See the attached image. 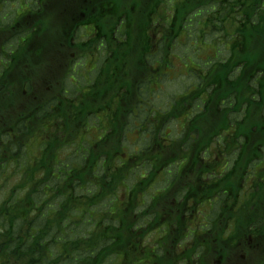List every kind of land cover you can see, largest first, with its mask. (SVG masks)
Masks as SVG:
<instances>
[{
    "label": "trees",
    "instance_id": "obj_1",
    "mask_svg": "<svg viewBox=\"0 0 264 264\" xmlns=\"http://www.w3.org/2000/svg\"><path fill=\"white\" fill-rule=\"evenodd\" d=\"M159 1L156 0V7ZM210 1L202 0L201 3L205 6ZM242 20L237 30L239 41L235 43L230 66L217 74L208 72L205 76L216 89L207 95L205 113L199 116L211 117L208 123L218 124V127H214L208 134H220L230 128L227 115L232 109L224 107V104L230 103L231 97L243 99L251 96L254 91H259L260 97L250 99L252 102L260 99L259 104L241 108L245 117L241 122L235 121L236 128L233 131L235 137L249 138V143H242L241 151L248 153L249 161L253 163L263 156L264 143V13H247L242 16ZM142 33L143 30L137 36L130 35L128 40L111 50L112 56L105 70L106 74L112 71L110 65L116 63L112 57L118 55L124 70L117 71L113 78H98L92 85L93 94L68 96L62 89L57 97L52 95V91H44L49 100L41 102L37 100L36 94L33 96V90L38 84L31 80L25 97H31L32 102L27 99L28 104L25 108L16 109L14 112L16 116L12 118L17 119L11 122L10 128L13 123L18 122L36 129L37 126H43L45 114L51 113L50 117L56 120L58 128L53 132L46 130L49 136L38 146L43 148L42 152L37 153L35 150V154L30 151L28 153L21 139L16 143L15 137L6 132L5 114L9 103L7 99L10 96L8 93L4 95L0 105V187L8 186L12 177L15 178V183L10 195L0 201V264H18V261H25L26 264L150 263L151 251L145 241L149 230L144 229L142 233L141 229L145 224L151 223L158 212H151L146 201L144 202L146 207L140 209L138 198L142 192L146 193L149 178H153V175L142 180L137 179L136 183L129 187H125L124 183L128 177L137 175L135 168L145 167L153 162L155 157L150 155L149 151L153 149L154 144L152 143L153 147L148 150L146 147L139 155L124 160L120 157L122 140L111 142L105 139L78 148L74 156L72 154L67 156L65 161L58 159V153L67 145L65 139L69 129L78 130L80 121L90 117L95 108L96 111H100L105 104H110L109 99L117 97L118 90L127 84L125 73L131 65L134 69L146 67L144 56L148 52L144 51L148 50V35L145 34L143 40ZM171 41L172 39L169 40L170 43ZM161 48L160 45H155V50ZM158 73L159 70H156V74ZM122 94L124 102L121 103L119 99L120 110L112 111L110 108L108 110L114 118L121 114L126 116L132 110V102L126 92ZM199 94L201 89L194 91L195 96ZM12 96L16 102V94L12 93ZM184 102V96L177 99L180 105ZM95 104L97 105L94 106ZM28 108L34 110L40 108L41 113L31 124L23 114ZM234 110L237 113V109ZM234 117L236 118V115ZM115 127H118L116 121L111 122V130ZM157 130L159 134L158 127ZM112 131L114 133V130ZM198 133L201 135L202 131ZM205 143L206 139L201 143V147ZM172 147L178 152L184 148L176 138L172 140L168 149L171 150ZM164 151L162 147L158 150L162 165L165 163ZM11 157L15 163L19 161L20 165L16 164L18 166L16 169L21 166L22 173L11 175L6 172L4 166ZM178 158V153H170L168 163ZM210 163L200 157L198 149L195 157L183 165L181 175L189 180L185 181V186H180L175 195L177 200L181 194L183 196L187 194V199L188 193L193 194L199 189L202 182L198 180L197 172L194 173L193 170L201 166L206 168ZM238 163L247 166V163H243L242 156L238 158ZM121 193L125 194L123 200ZM58 197H64L65 201L55 205ZM102 198L109 199L108 207L101 212L91 213L90 205ZM180 207V217L171 220L170 224L185 225L182 216L191 208L184 205ZM72 211H75L73 217L70 216ZM224 214H227L226 210ZM145 217L150 218L145 220ZM229 219L217 217L219 223L214 222L215 229L227 225ZM241 222L244 224L243 219ZM73 224L80 227L84 233L73 234L71 230ZM171 230L174 231L175 228Z\"/></svg>",
    "mask_w": 264,
    "mask_h": 264
},
{
    "label": "flooded vegetation",
    "instance_id": "obj_2",
    "mask_svg": "<svg viewBox=\"0 0 264 264\" xmlns=\"http://www.w3.org/2000/svg\"><path fill=\"white\" fill-rule=\"evenodd\" d=\"M7 1L11 4L14 0H0V10L6 7ZM64 1L33 0L25 12L16 14L12 23L10 22L11 12L0 14V63L5 69L4 73L6 75L12 71L24 70L31 77L40 75L37 77L40 79L38 87L33 90V96L36 94L37 100L41 102L49 100L44 95V91H52V95L57 97L60 95V90L56 89L60 84V76L73 78L74 81L83 76L92 84L91 80L97 79L98 76H102L103 79L113 78L117 71H123L124 67L120 65L119 55L112 57L116 61L115 64L110 65L112 71L106 74L105 70L112 56L111 50L113 51L115 45L124 42V31L141 29L148 31V50L144 48L146 50L144 52L148 53L144 59L149 67L152 65L156 58V0H107L99 7L93 8L83 18L77 14L79 3L83 0H76L75 4H66L63 7L61 5ZM201 1H186L180 6V13L179 8L175 7L173 20L176 24L178 23L179 29L182 23L187 22L188 15L191 16L190 21L198 17L206 23L210 20L203 17L204 5ZM250 3L253 7H259L264 13V0H251ZM179 14L180 18L177 17ZM167 21H170L169 16L162 15L158 25L165 24ZM164 36L165 34L160 35L161 38ZM51 47L57 48V51L51 52ZM88 47H93L94 50L88 53ZM33 52H50L52 59L72 61L73 65L52 73L40 69L35 71L28 64V59ZM84 60L87 64L86 71L82 74L80 69L83 67ZM130 74L131 72H127V75ZM133 77L135 76L129 79ZM50 80H52L51 83ZM150 80V76L137 78L134 89L127 92L126 95L132 102V110L128 114L136 113L138 109L141 110L145 105H149L151 103L149 100L154 101L152 98L154 88L150 86ZM124 89L125 87L119 89L117 97L109 99L110 104H105L99 113L94 114L96 119L80 121L81 124H86V127L88 122H92V125H97V130H87L89 127L78 130L69 129L66 133L69 141L75 142L77 137L86 139L90 135L93 136L94 142L105 139L111 142L122 140L123 133L120 131L124 115L114 118L108 110L109 108L112 111L120 110L119 99L121 103L124 102L122 94ZM65 93L68 96L71 94L68 89H65ZM179 98L181 96H177V99ZM26 99L32 102L31 97ZM7 100L10 102V97ZM196 108L197 114L204 112L205 103L196 104ZM201 117L207 124L204 116ZM113 121H116L118 125L112 129L115 133L111 130ZM7 123L10 125V120ZM193 123L196 121L192 117L189 124ZM155 125V118L150 117L137 123L139 129L132 130L131 134L126 136L133 143H142L145 141L147 128L152 127L153 134L156 133ZM159 125L160 135L170 133L172 131L170 115L161 120ZM43 126L50 131L52 128H58L56 120L51 119L50 116H44ZM9 134L19 138L18 130L14 133L10 127ZM153 134H149V137L152 138ZM46 136L49 135L46 134ZM206 138L207 136L201 135L197 141L199 144H195L193 151L181 155L184 162L187 163L195 157L199 145ZM236 139L234 134L223 131L216 134L211 143L204 147L208 148L212 155L211 163L206 168L201 166L193 170L194 173L197 172L196 177L202 183L193 194L188 193L187 199V194L183 199H172L169 195L172 189L165 191L157 187L159 182L165 180L164 170L167 171V177H170V166L173 162L168 163L170 152L166 150L163 153L165 163L162 165L158 153L154 148L151 150L155 158L148 167L142 168L145 174L153 175V178H149L146 193H142V201L144 203L148 197L149 207H154V211L158 212V215L152 219V235L158 247L154 246L151 249L150 264H161L158 258L160 249L168 255L171 262L169 264H264V206L259 207V204H264V146L262 147L263 156L250 163V156L241 151V145L237 149ZM242 140L244 143L250 141L248 137ZM163 142L167 147L172 143L166 138ZM241 156L243 163H247V166H241L238 163V158ZM252 168H256L258 180L247 184L246 176ZM186 180L189 178L182 177L181 185L185 186ZM167 185H170V182ZM182 205L191 208L182 216L185 225L170 224L171 220L180 217ZM225 210L227 214H224ZM217 217L230 219L227 225L215 229L214 222L218 221ZM242 219L244 224L241 222ZM162 221L166 223V226L158 231L157 225ZM172 228L175 230L172 231ZM176 240H179V245H174ZM182 244L184 246H181Z\"/></svg>",
    "mask_w": 264,
    "mask_h": 264
},
{
    "label": "bare ground",
    "instance_id": "obj_3",
    "mask_svg": "<svg viewBox=\"0 0 264 264\" xmlns=\"http://www.w3.org/2000/svg\"><path fill=\"white\" fill-rule=\"evenodd\" d=\"M107 0H83L79 3V9L77 10V14L80 18H83L84 15L88 14L92 11L93 8H97L102 5ZM188 0H160L156 9V31H155V45L158 44L162 48L156 51V58L152 65L149 67L146 63V67L134 69L133 66L129 67L127 72H131L130 75H126V86L123 92L132 91L135 87V81L137 78L150 76L151 84L150 86L154 88L152 92V98L154 101L149 100L151 103L149 105H145L141 110L138 109L136 113L127 114L124 116V122L121 126L120 133L122 134V149L120 153V157L124 160H128L133 155H139L146 147L147 150L150 147H153L152 143L154 144V150L158 153L160 147L162 150H167L170 153H178L179 158L173 162L170 166L171 168V175L167 177V171H165L164 178L158 183L157 187L165 191H169L172 189L171 194H169L172 199L175 198L178 190L181 186V178H182V170L183 165L186 164L184 162V158L181 156L184 153L192 152L195 148V144L197 143L200 136L204 135L207 136L206 140L207 143L203 144V147L199 145L198 149H200V157L204 158L207 161L211 162L212 155L209 153L208 148H204L211 143L215 134H208L209 132L213 131L214 127H218V124L213 122L212 124L208 123V120L211 117L206 115L204 118L207 120V124L202 121V117L199 116L204 112H200L197 114L196 104H202L203 102L206 104L207 98L212 90H215V85H210L209 81L205 78L208 74H217L230 66V59L233 58L235 52V43L239 41L238 37V28L240 27L242 20V16H245L247 13H254L260 14L263 13L259 7L251 6V0H211L208 5L204 6L203 17L204 19L210 18V20L206 22L201 21L200 18H192L190 21V15H188V20L185 23H182V27L178 28V23L176 24L173 20L175 7L179 8V13L181 11L180 6ZM33 2V0H14L11 3L12 12L10 14V22H14L16 14H20L25 12L28 9V6ZM76 0H65L61 6H66V4H75ZM162 15H168L170 21H167L165 24L158 25L160 21V17ZM177 17H181L180 14ZM218 19H215V18ZM163 22V21H162ZM53 29V27H51ZM141 30H128L123 32L124 41L128 40L129 36H137L141 33ZM145 34L148 35L147 30H143V40ZM161 34H166V37H160ZM149 38V35H148ZM172 39L171 43L169 40ZM148 40V39H147ZM169 45L167 48L166 46ZM116 46V45H115ZM14 49V47H13ZM212 49V53L208 55L207 59H203L201 57L202 52L204 50ZM93 47H88L87 52L90 53L93 51ZM57 48L51 47V52H56ZM9 59V58H8ZM7 59V60H8ZM166 60V61H165ZM188 60L193 63H200V67L198 70H193L188 74H184L180 72L178 65L180 62ZM28 64L32 66L36 70H43L47 72H58L64 67H70L73 65L72 61H58L52 59L50 52L40 53V52H33L29 59ZM86 60H84V65L80 69L82 74L86 71ZM7 70V69H6ZM156 70H159V73L156 74ZM5 69L3 65L0 63V105L1 101L5 94L8 95L13 99L12 90H19L16 94V102L12 103L11 101L8 103V110L5 114V124H6V132H9L8 121L17 118H12L16 116L14 112L17 110H22L28 104L25 94L27 93L29 84L32 81L38 84L39 78H31L30 74L24 70H16L9 72L5 75ZM174 74V78L171 77ZM234 74V73H233ZM131 76H135L129 79ZM83 77V76H81ZM69 77H62L60 76L59 81L62 89H68L71 94H86L89 93L93 94L92 92V85L98 80V78H102V76H98L97 79H92V84L89 83L88 79L87 82H84V90L81 91L77 85H80L78 81L70 80ZM72 81V82H71ZM173 84V85H172ZM197 89H201V94L195 96L194 91ZM179 93H182L185 102L184 104L180 105L177 103V96ZM113 95V93L111 94ZM110 95V96H111ZM259 96V91H254L251 96H247L243 99H236L234 97L230 98V103L224 104V107L231 108L232 112L227 115L229 119L230 128L224 130V133L234 134L235 121L241 122L245 117V114L241 108L245 107H252L257 106L260 102V99L256 100L255 102L250 101L251 98ZM196 97V99H195ZM14 100V99H13ZM264 108V103H263ZM219 109V108H218ZM234 109H237V113H235ZM97 109L93 110L92 116L88 117L87 119H96L97 117L94 115L99 113L100 111H96ZM242 112V113H240ZM39 113V114H38ZM28 122L31 124L34 122V119L37 116H40V108L39 110L30 109L23 113ZM233 114V115H232ZM167 115L171 117V125H172V132L176 134V139L178 142L182 143L184 148L181 151H175L173 147L171 150L165 146L164 142L160 140L157 134V127L159 128V124L161 120H163ZM236 115V118L234 117ZM45 116H51V113L45 114ZM216 116V115H215ZM10 117V119H8ZM150 117H154L156 120L155 131L156 133L153 134L152 127L147 128L145 141L142 143H133L127 138V134H131L132 130H138L139 127L137 123L142 122ZM194 118L196 123L189 124L191 118ZM218 117V116H217ZM224 117V116H222ZM221 121L222 119L218 117ZM231 118L233 120L231 121ZM223 122V121H222ZM89 125H92V122H88ZM245 125V124H244ZM86 124H81L80 128H87ZM18 128H21L19 130ZM11 131L18 130V137L24 142V149L31 153L35 152H42L43 148L38 147L41 141H44L46 136L47 128L45 126H37L36 129L28 128L18 122L12 124L10 128ZM54 128L51 129L53 132ZM202 131L200 135L198 131ZM115 133V131H114ZM153 134V137H149V134ZM9 135V133H8ZM235 136V135H234ZM19 138L15 137V142H19ZM245 136L237 137V149L241 145ZM65 142H67L66 147L62 148L61 151L58 153V159L64 160L67 156L71 155L74 156L77 149L80 147L88 146L93 143V136H87L86 139H81V137H77L75 142L69 141V137L66 136ZM222 145V144H221ZM264 146V143H263ZM22 148V146H20ZM197 149V151H198ZM196 151V153H197ZM149 154L152 155L151 151ZM26 156V152H25ZM71 156V157H72ZM14 158L8 159V162L5 164L4 168L6 172L10 173L11 175L15 173L21 172V166L19 169L16 164L20 165L19 161L15 163L13 160ZM32 161V160H31ZM29 160V162H31ZM65 161V160H64ZM189 161V160H188ZM148 162V160L146 161ZM188 163V162H187ZM149 166V165H148ZM145 166V167H148ZM143 167L139 166L135 168V172L137 175H132L125 180L124 186L129 187L136 183L137 179H145L149 175L145 174V171L142 170ZM22 173V172H21ZM248 176V175H247ZM246 176V182H247ZM170 182V185L167 183ZM15 178L12 177L10 179L8 186L0 187V201L4 200L5 198L10 195L12 190L14 189ZM13 185V186H12ZM190 188V187H187ZM143 193V192H142ZM142 193L139 195L138 201L140 204V209L146 207L143 203V196ZM124 193H121V200L124 199ZM174 195V196H173ZM185 196V195H184ZM183 194L178 198H184ZM146 202L149 207L148 197H146ZM168 199L170 197L168 196ZM65 201L64 197H58L55 201V205H60ZM48 202V201H46ZM109 199L102 198L96 203H93L89 207V211L91 213L101 212V210H105L108 207ZM48 205V204H46ZM151 212L154 211V207H150ZM70 216H75V211H72ZM150 217H145L144 219L147 220ZM4 219L6 217L4 216ZM166 223L162 221L160 224L157 225L158 231L160 228H164ZM144 229H148V233L146 235V244L147 246H158L156 243L155 237L152 235V222L149 224H145L142 227L141 232L144 233ZM72 233H84V231L73 224L71 226ZM189 236V235H188ZM179 240H176L174 245L178 244ZM181 246H184L182 244ZM27 256V254L25 253ZM159 262L161 264H169L171 263L168 259V255L162 251L161 249L158 252ZM18 264H26L25 261H18ZM138 264V263H137Z\"/></svg>",
    "mask_w": 264,
    "mask_h": 264
},
{
    "label": "rangeland",
    "instance_id": "obj_4",
    "mask_svg": "<svg viewBox=\"0 0 264 264\" xmlns=\"http://www.w3.org/2000/svg\"><path fill=\"white\" fill-rule=\"evenodd\" d=\"M7 2L8 3H6V7L4 9L0 10V14H2V12H7L9 14H10V12H12L11 4H10L9 1H7ZM0 22H1V20H0ZM122 29H123V27H122ZM212 52H213L212 49L204 50L202 52L201 57L203 59H207L208 55L211 54ZM83 65H84V61H83ZM182 68L184 70H188L189 71V70H194L195 66H192L190 63H186V64L183 65ZM182 68L180 69V72L184 73ZM35 71H36V69H35ZM38 76H40V75H35V76L31 77V78H35V77H38ZM171 77L174 78V74ZM68 79L73 80V78H68ZM76 81H78L80 83V85H77V86L80 88L81 91H83L84 90V85H85L84 82H87V79L85 77H80ZM56 89L57 90H61V85H57ZM18 92H19V90H17V89L16 90H12L13 94H17ZM11 102L14 103V100L12 99ZM88 127L89 128L87 130H97L98 129L97 125H89ZM97 138H99V136ZM28 153H29V150H28ZM257 180H258V176L256 174V168H252L250 173L247 176V184H249L250 182L254 183ZM263 206H264V204H259V207H263ZM144 264H146V263H144Z\"/></svg>",
    "mask_w": 264,
    "mask_h": 264
}]
</instances>
